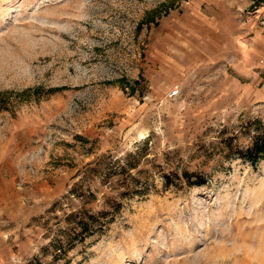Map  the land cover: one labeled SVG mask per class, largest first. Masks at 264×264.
Here are the masks:
<instances>
[{
  "label": "rangeland",
  "instance_id": "obj_1",
  "mask_svg": "<svg viewBox=\"0 0 264 264\" xmlns=\"http://www.w3.org/2000/svg\"><path fill=\"white\" fill-rule=\"evenodd\" d=\"M254 122L264 0H0V264H264Z\"/></svg>",
  "mask_w": 264,
  "mask_h": 264
},
{
  "label": "trees",
  "instance_id": "obj_2",
  "mask_svg": "<svg viewBox=\"0 0 264 264\" xmlns=\"http://www.w3.org/2000/svg\"><path fill=\"white\" fill-rule=\"evenodd\" d=\"M138 29L140 30L139 27ZM244 132L253 134L249 145L245 147L235 145V140L231 137L224 142L227 152L226 156L227 158L241 160L244 164H249L256 169L261 162H264V128H261L259 122H254L248 124L244 128ZM175 178L180 180L184 186L186 185L190 188L202 187L206 185L207 180L204 175L189 171H183L181 176L175 174ZM164 179L165 188L167 189L171 185V177L165 176ZM99 221V216L93 215L88 211H78L67 215L64 239L58 237L51 244L55 257L68 256L73 249L84 244L89 237L96 234ZM36 264L39 263L36 262Z\"/></svg>",
  "mask_w": 264,
  "mask_h": 264
}]
</instances>
